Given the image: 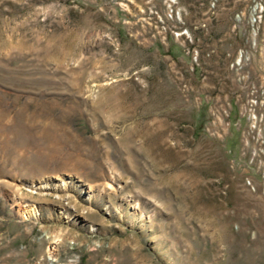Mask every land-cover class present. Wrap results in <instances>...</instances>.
<instances>
[{
  "label": "rangeland",
  "instance_id": "obj_1",
  "mask_svg": "<svg viewBox=\"0 0 264 264\" xmlns=\"http://www.w3.org/2000/svg\"><path fill=\"white\" fill-rule=\"evenodd\" d=\"M263 87L264 0H0V264H264Z\"/></svg>",
  "mask_w": 264,
  "mask_h": 264
},
{
  "label": "built area",
  "instance_id": "obj_2",
  "mask_svg": "<svg viewBox=\"0 0 264 264\" xmlns=\"http://www.w3.org/2000/svg\"><path fill=\"white\" fill-rule=\"evenodd\" d=\"M242 57H243V59H241V62H243V64H245L246 62H249L251 60V56L249 55V52L242 54ZM239 65H240V63H239ZM262 94L264 97V87L262 89ZM257 104H258V101L256 99H252V103L250 105L252 107H255ZM252 126H253V129H257V124H253ZM261 167H262L261 168V174L264 177V164H261Z\"/></svg>",
  "mask_w": 264,
  "mask_h": 264
},
{
  "label": "bare ground",
  "instance_id": "obj_3",
  "mask_svg": "<svg viewBox=\"0 0 264 264\" xmlns=\"http://www.w3.org/2000/svg\"><path fill=\"white\" fill-rule=\"evenodd\" d=\"M33 209L28 210L27 212L33 213ZM26 212V211H25ZM34 214V213H33ZM25 215V214H24Z\"/></svg>",
  "mask_w": 264,
  "mask_h": 264
}]
</instances>
